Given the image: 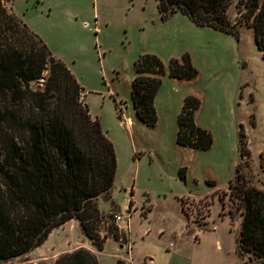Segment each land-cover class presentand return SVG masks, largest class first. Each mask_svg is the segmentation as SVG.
I'll return each instance as SVG.
<instances>
[{
	"label": "rangeland",
	"instance_id": "obj_1",
	"mask_svg": "<svg viewBox=\"0 0 264 264\" xmlns=\"http://www.w3.org/2000/svg\"><path fill=\"white\" fill-rule=\"evenodd\" d=\"M237 3L231 0L228 8L239 29L235 38L181 13L162 20L157 0L6 1L90 92V112L113 143L117 167L111 191L97 199L102 250L70 219L29 253L0 264H52L78 248L102 264H258L251 253L236 252L242 217L228 188L239 165L248 184L264 190V58ZM142 53L156 54L166 68L153 127L131 107L134 61ZM184 54L197 75L169 77V60ZM186 95L200 100L195 122L213 138L206 150L176 143ZM81 96L85 100L84 91ZM114 225L118 239L111 235Z\"/></svg>",
	"mask_w": 264,
	"mask_h": 264
},
{
	"label": "trees",
	"instance_id": "obj_2",
	"mask_svg": "<svg viewBox=\"0 0 264 264\" xmlns=\"http://www.w3.org/2000/svg\"><path fill=\"white\" fill-rule=\"evenodd\" d=\"M0 0V262L41 245L51 230L76 219L84 234L103 249L97 224L103 218L97 199L113 186L117 159L112 141L92 117L80 85L69 67L53 56L42 38ZM231 0H157L162 20L175 13L198 26L239 37L228 14ZM243 22L264 58V0H238ZM168 76L197 75L190 55L171 58ZM131 100L146 126L157 121L154 99L166 72L156 54L134 61ZM200 100L186 95L177 116L176 143L206 150L211 133L195 122ZM240 141L243 138L240 125ZM241 154L248 150L241 148ZM264 169V159L261 158ZM184 168V167H182ZM185 178V172H181ZM212 185V184H211ZM229 199L241 213L236 252L251 253L264 264V190L248 184L241 167L229 181ZM132 191L130 195L132 196ZM129 200L128 205L132 204ZM183 210V208H182ZM117 226L111 235L118 239ZM52 264H102L94 253L78 248Z\"/></svg>",
	"mask_w": 264,
	"mask_h": 264
},
{
	"label": "crops",
	"instance_id": "obj_3",
	"mask_svg": "<svg viewBox=\"0 0 264 264\" xmlns=\"http://www.w3.org/2000/svg\"><path fill=\"white\" fill-rule=\"evenodd\" d=\"M81 85V84H80ZM82 86V85H81ZM83 87V86H82ZM84 92H85V102L88 104V106H89V97H90V92H87L86 90H84ZM131 102H132V100H131ZM114 105H115V101H114ZM131 107H132V109H133V113H134V115H136L135 114V109H134V107H133V104H131ZM91 113V112H90ZM91 116L92 117H96L95 115H93L92 113H91ZM137 117V116H136ZM102 130H103V128H102ZM104 131V130H103ZM104 133L107 135V132H105L104 131ZM107 137L109 138V136L107 135ZM110 139V138H109ZM99 198V197H98ZM127 200L129 201L130 200V197H128L127 198ZM131 200H133V196H131ZM98 201V200H97ZM98 203V202H97ZM128 208V205H125L124 206V210H126ZM134 208V207H133ZM66 223V222H65ZM106 240H108V239H106Z\"/></svg>",
	"mask_w": 264,
	"mask_h": 264
},
{
	"label": "built area",
	"instance_id": "obj_4",
	"mask_svg": "<svg viewBox=\"0 0 264 264\" xmlns=\"http://www.w3.org/2000/svg\"><path fill=\"white\" fill-rule=\"evenodd\" d=\"M81 98H82V96H81ZM125 120H126V122H127V125H131V119L130 118H125ZM114 219H115V221H118V220H120L121 219V216L120 215H115L114 216ZM170 247H172V244L170 243Z\"/></svg>",
	"mask_w": 264,
	"mask_h": 264
}]
</instances>
